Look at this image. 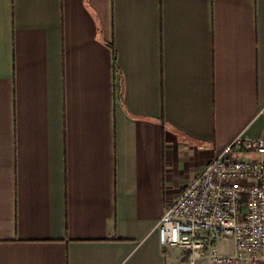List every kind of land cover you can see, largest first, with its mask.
<instances>
[{
	"label": "crops",
	"instance_id": "crops-1",
	"mask_svg": "<svg viewBox=\"0 0 264 264\" xmlns=\"http://www.w3.org/2000/svg\"><path fill=\"white\" fill-rule=\"evenodd\" d=\"M239 134L264 0H0V264H182L157 225Z\"/></svg>",
	"mask_w": 264,
	"mask_h": 264
},
{
	"label": "built area",
	"instance_id": "built-area-1",
	"mask_svg": "<svg viewBox=\"0 0 264 264\" xmlns=\"http://www.w3.org/2000/svg\"><path fill=\"white\" fill-rule=\"evenodd\" d=\"M182 264L208 255L212 264H264V140L237 135L165 208L157 225ZM232 240L233 254L215 243Z\"/></svg>",
	"mask_w": 264,
	"mask_h": 264
},
{
	"label": "rangeland",
	"instance_id": "rangeland-1",
	"mask_svg": "<svg viewBox=\"0 0 264 264\" xmlns=\"http://www.w3.org/2000/svg\"><path fill=\"white\" fill-rule=\"evenodd\" d=\"M223 248L224 249H229L230 248V243L229 242L224 243ZM207 263H208V261H207Z\"/></svg>",
	"mask_w": 264,
	"mask_h": 264
}]
</instances>
